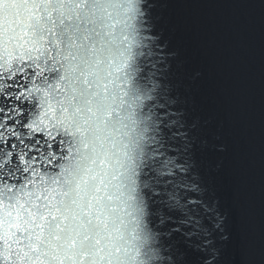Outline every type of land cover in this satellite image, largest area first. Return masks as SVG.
Segmentation results:
<instances>
[{
	"label": "snow or ice",
	"instance_id": "obj_1",
	"mask_svg": "<svg viewBox=\"0 0 264 264\" xmlns=\"http://www.w3.org/2000/svg\"><path fill=\"white\" fill-rule=\"evenodd\" d=\"M177 2L207 0H0V264H222L232 235L190 180L214 106L245 118L242 45L170 15L211 66L193 62L160 34ZM247 159L237 143L235 242L264 264V153L258 227Z\"/></svg>",
	"mask_w": 264,
	"mask_h": 264
}]
</instances>
